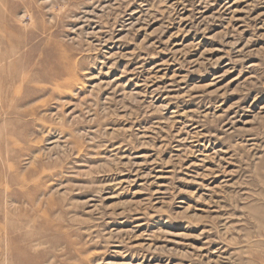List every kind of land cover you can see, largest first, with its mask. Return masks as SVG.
Masks as SVG:
<instances>
[{
    "label": "rangeland",
    "instance_id": "obj_1",
    "mask_svg": "<svg viewBox=\"0 0 264 264\" xmlns=\"http://www.w3.org/2000/svg\"><path fill=\"white\" fill-rule=\"evenodd\" d=\"M0 264H264V0H0Z\"/></svg>",
    "mask_w": 264,
    "mask_h": 264
},
{
    "label": "bare ground",
    "instance_id": "obj_2",
    "mask_svg": "<svg viewBox=\"0 0 264 264\" xmlns=\"http://www.w3.org/2000/svg\"><path fill=\"white\" fill-rule=\"evenodd\" d=\"M73 61V60H72ZM70 62V61H69ZM69 62H68V59H66V58H60L59 60H57L56 61V68H55V76L56 75H63V74H66L67 73V69L70 67L69 66ZM71 63H73V62H71ZM69 66V67H68ZM72 66V65H71ZM35 67V66H34ZM32 69V68H31ZM72 69H73V66H72ZM69 71L71 70V69H68ZM74 70V69H73ZM29 71V70H28ZM24 73V72H23ZM70 74H72V73H70ZM75 75H76V73H75ZM68 78V77H67ZM55 80H57L56 78H55ZM66 82V81H65ZM56 83V82H55ZM22 85V84H21ZM17 90V89H16ZM19 92V91H18ZM188 144V143H187ZM28 162V161H27ZM31 163V162H30ZM14 203V202H13Z\"/></svg>",
    "mask_w": 264,
    "mask_h": 264
}]
</instances>
